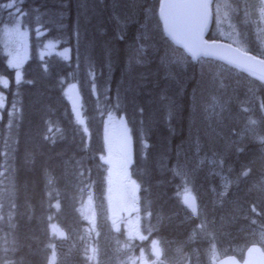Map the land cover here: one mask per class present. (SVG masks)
Segmentation results:
<instances>
[{"label":"trees","instance_id":"16d2710c","mask_svg":"<svg viewBox=\"0 0 264 264\" xmlns=\"http://www.w3.org/2000/svg\"><path fill=\"white\" fill-rule=\"evenodd\" d=\"M9 1L0 0V35L22 20L29 55L16 80L0 40V264H127L137 255L110 219L109 111L129 127L142 228L160 247L150 260L214 264L241 258L249 244L264 251V84L215 60L192 62L163 35L158 0H124L117 10L111 0H17L11 11ZM222 1H212L213 16ZM206 37L227 40L211 28ZM45 39L67 45L69 58L40 56ZM244 48L264 58L252 43ZM70 85L81 95L76 110ZM86 198L91 219L81 212Z\"/></svg>","mask_w":264,"mask_h":264},{"label":"rangeland","instance_id":"374dc122","mask_svg":"<svg viewBox=\"0 0 264 264\" xmlns=\"http://www.w3.org/2000/svg\"><path fill=\"white\" fill-rule=\"evenodd\" d=\"M9 3L15 4L16 0H11L8 4ZM111 6L112 8L114 7L115 10L122 9L124 0H111ZM14 7L17 6L15 5ZM122 12L123 10H121V13ZM256 12H258L259 15ZM238 13H240L241 16L234 22L232 17L236 16ZM243 16L249 17V25L255 29V35L247 33L249 30L246 29L244 25L247 24V22L242 20ZM120 17L121 16L117 18L119 19ZM211 29L233 44L235 43V45L240 48L249 45L250 41L264 53V6H257L253 0H223L213 16ZM28 39L27 30L17 17L9 24L3 26L1 30L0 40L6 62L13 69L16 80L21 78L22 66L29 55ZM52 53H56L63 59H68L70 56V49L66 46H59L55 41L49 39L43 40L40 48V56ZM0 81L2 83H7V80L4 78H1ZM103 121L105 136L104 153L107 168L109 169V213L111 222L117 229H121V226H123L127 238L134 241L138 247L137 255L132 254L129 256L127 264H156L154 258L158 252L160 253L159 243L156 241V238L150 237V234H146L143 230L142 223L146 218V214H142L139 211L137 196H134L130 186L126 185V183H123L121 180L122 177L131 179L130 165L133 155L129 127L124 116L115 111H109L104 116ZM185 192L189 191L183 190L182 195H184ZM90 205V200L86 198L81 206L82 215L86 219H91L92 217ZM195 209L196 207L193 211H196ZM50 230L57 236L62 235V230L54 223L51 224ZM143 242H145V245H140V243ZM151 255L155 257H152L150 260L149 256Z\"/></svg>","mask_w":264,"mask_h":264},{"label":"water","instance_id":"95a60500","mask_svg":"<svg viewBox=\"0 0 264 264\" xmlns=\"http://www.w3.org/2000/svg\"><path fill=\"white\" fill-rule=\"evenodd\" d=\"M264 5V0H260ZM212 0H158L157 17L163 34L180 48L193 62L199 58L213 59L231 66L264 84V59L221 40L205 38L211 24ZM70 104L79 107L76 89L70 90ZM186 205H194V200L185 194ZM215 264H264V252L258 244H250L241 259L234 255L218 258Z\"/></svg>","mask_w":264,"mask_h":264},{"label":"bare ground","instance_id":"6f19581e","mask_svg":"<svg viewBox=\"0 0 264 264\" xmlns=\"http://www.w3.org/2000/svg\"><path fill=\"white\" fill-rule=\"evenodd\" d=\"M9 1V0H8ZM16 2H17V0H16ZM97 2V1H96ZM149 2V1H148ZM4 3H6V2H4ZM8 3V2H7ZM16 4V3H15ZM137 4V3H136ZM3 6H5V5H3ZM150 6H152V5H150ZM17 7H19V6H17ZM152 8V7H151ZM155 8V7H154ZM6 9H8L7 7H6ZM14 9V8H13ZM12 9L10 8V11H11ZM18 11V10H17ZM37 12V11H36ZM27 13V12H26ZM36 14V13H35ZM38 14V13H37ZM40 14V13H39ZM40 15H43V14H40ZM40 15H38V16H40ZM34 17H35V15H33ZM38 16H37V18H38ZM34 17H32L33 19H34ZM41 17V16H40ZM131 17V16H130ZM154 18V17H153ZM30 19H31V17H30ZM32 19V20H33ZM3 20H5V19H3ZM40 20V18L37 20V21H39ZM130 20V19H129ZM134 20V19H133ZM13 21V20H12ZM22 21V20H21ZM41 21V20H40ZM115 21V20H114ZM1 22H3V21H1ZM10 22V21H9ZM8 22V23H9ZM145 22V21H144ZM43 23V22H42ZM24 24V23H23ZM136 25V24H135ZM46 27H47V25H45ZM125 27V26H124ZM160 27V26H159ZM45 28V27H44ZM51 28V27H50ZM139 28V27H138ZM145 28V27H144ZM49 29V28H48ZM51 30V29H50ZM114 30H115V28H114ZM28 31V30H27ZM48 31V30H47ZM53 31V30H52ZM51 31V32H52ZM49 33V31H48V33L49 34H52V33ZM130 32V31H129ZM30 33V32H29ZM159 33V32H158ZM41 34V33H40ZM42 34H44V32L42 33ZM135 34V33H134ZM161 34V33H160ZM155 36V35H154ZM161 36V35H160ZM40 37V36H39ZM55 41H57V40H55ZM161 41V40H160ZM129 42V41H128ZM60 43V42H59ZM130 44V43H129ZM41 45V44H40ZM159 45V44H158ZM60 46H61V44H60ZM63 46V45H62ZM152 46V45H151ZM66 47H67V45H66ZM40 48V47H39ZM126 48V47H125ZM173 48V47H172ZM113 49V48H112ZM117 51V50H116ZM150 51V50H149ZM161 52H162V50H161ZM134 54V53H133ZM44 56V55H43ZM28 59V58H27ZM129 59V58H128ZM137 59V58H136ZM130 60V59H129ZM140 60V59H139ZM146 60V59H145ZM106 61V60H105ZM116 63V62H115ZM146 63V62H145ZM113 65V64H112ZM94 68V67H93ZM95 69V68H94ZM84 70V69H83ZM217 70V69H216ZM93 71V70H92ZM90 72V71H89ZM108 72V71H107ZM106 72V73H107ZM99 73V72H98ZM66 75V74H65ZM84 75V74H83ZM121 76V75H120ZM86 77V76H85ZM100 77V76H99ZM111 77H112V75H111ZM121 78H122V76H121ZM98 79V78H97ZM102 82H104V81H102ZM101 83V82H100ZM105 84H106V82H105ZM110 86H111V84H109ZM114 85H116V84H114ZM100 86H103L102 84L100 85ZM238 86V85H237ZM72 87H74V89H76V92H77V94H78V97H79V101H81V95H80V93H79V91H78V89H77V87L75 86V85H70L69 86V88H68V93H69V96H68V99L70 98V90L72 89ZM106 87V86H105ZM112 87H113V85H112ZM117 87V86H116ZM260 87V86H259ZM109 88V87H108ZM110 89V88H109ZM108 89V90H109ZM112 90H114L115 91V89L114 88H111ZM117 89H119V88H117ZM25 90V89H24ZM97 90V89H96ZM23 91V90H22ZM99 91V90H98ZM28 93V92H27ZM104 93V92H103ZM116 93V92H115ZM97 95H98V93H96ZM25 95V94H24ZM109 95V94H108ZM23 96V95H22ZM116 96V95H115ZM117 100V99H116ZM70 101V100H69ZM134 102V101H133ZM124 103V102H123ZM133 104V103H132ZM263 106V105H262ZM143 107V106H142ZM94 109V108H93ZM118 109V108H117ZM260 109V108H259ZM262 114V113H261ZM101 115V114H100ZM138 115V114H137ZM95 116V115H94ZM238 116V115H237ZM206 117V116H205ZM96 118V117H95ZM107 118V117H106ZM117 118V117H116ZM118 119V118H117ZM142 121V120H141ZM94 123V122H93ZM98 124V123H97ZM208 124V123H207ZM107 125V124H106ZM248 127V126H247ZM209 128V127H208ZM264 130V129H263ZM243 132V131H242ZM105 137V136H104ZM101 139V138H100ZM218 143V142H217ZM210 144V143H209ZM253 146V145H252ZM135 158V157H134ZM18 162V161H17ZM234 164V163H233ZM212 168V167H211ZM156 169H158L157 167H156ZM197 170V169H196ZM208 170V169H207ZM217 171V170H216ZM225 172V171H224ZM178 173V172H177ZM222 173V172H221ZM187 175V174H186ZM181 176V175H180ZM188 177V176H187ZM186 177V178H187ZM209 178V177H208ZM258 181V180H257ZM220 182V181H219ZM172 183V182H171ZM221 183V182H220ZM216 184V183H215ZM88 185V184H87ZM84 186V185H83ZM214 187V186H213ZM226 188V187H225ZM233 188V187H232ZM224 189V188H223ZM74 191V190H73ZM94 192V191H93ZM102 192V191H101ZM223 193V192H222ZM99 194V193H98ZM211 194V193H210ZM219 194V193H218ZM236 194V193H235ZM91 196V195H90ZM93 196V195H92ZM82 197V196H81ZM84 199V198H83ZM92 200V199H91ZM77 201V200H76ZM221 201V200H220ZM81 202V201H80ZM214 202V201H213ZM138 203V202H137ZM204 203V202H203ZM210 203V202H209ZM185 204V203H184ZM196 204H197V202H196V200H194V205H192L193 207H196ZM106 205V204H105ZM186 205V204H185ZM186 206H188V205H186ZM206 206V205H205ZM76 207V206H75ZM189 207V206H188ZM139 210H140V208H139ZM185 214H186V212H185ZM139 215V214H138ZM249 218V217H248ZM143 221V220H142ZM188 223V222H187ZM51 225V224H50ZM140 226V225H139ZM148 226V225H147ZM195 226V225H194ZM141 227V226H140ZM57 231V230H56ZM51 234V233H50ZM56 237V236H55ZM154 237V236H153ZM57 238V237H56ZM59 238V237H58ZM131 240V239H130ZM143 241V240H142ZM156 241H157V239H156ZM132 242V241H131ZM128 243V242H127ZM130 246V245H129ZM146 247V246H145ZM149 247V246H148ZM224 250V249H223ZM55 251V250H54ZM229 252V251H228ZM159 253V252H158ZM162 256V255H161ZM1 260V259H0ZM6 264V263H5ZM8 264V263H7Z\"/></svg>","mask_w":264,"mask_h":264},{"label":"snow or ice","instance_id":"6c2138e0","mask_svg":"<svg viewBox=\"0 0 264 264\" xmlns=\"http://www.w3.org/2000/svg\"><path fill=\"white\" fill-rule=\"evenodd\" d=\"M21 2H22V0H21ZM7 6H8V8H13L15 5H14V3H9ZM118 38L123 39L122 36H120ZM262 79H264V77H262ZM249 123L255 124L256 121H249ZM258 139L260 140L261 143H264V137H259ZM243 175L248 176V175H250V172H244ZM157 258H159L158 253H157Z\"/></svg>","mask_w":264,"mask_h":264},{"label":"flooded vegetation","instance_id":"af4514ba","mask_svg":"<svg viewBox=\"0 0 264 264\" xmlns=\"http://www.w3.org/2000/svg\"><path fill=\"white\" fill-rule=\"evenodd\" d=\"M122 181H125V177H122V179H121ZM130 185H131V183L130 182H128ZM133 187V186H132ZM134 191H135V188H134Z\"/></svg>","mask_w":264,"mask_h":264}]
</instances>
